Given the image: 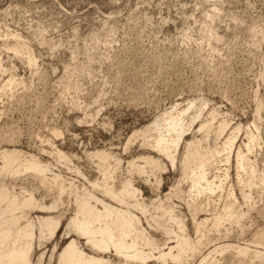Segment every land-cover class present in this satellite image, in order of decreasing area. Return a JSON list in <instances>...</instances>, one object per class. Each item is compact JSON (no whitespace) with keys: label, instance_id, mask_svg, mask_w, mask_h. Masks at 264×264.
<instances>
[{"label":"rangeland","instance_id":"1","mask_svg":"<svg viewBox=\"0 0 264 264\" xmlns=\"http://www.w3.org/2000/svg\"><path fill=\"white\" fill-rule=\"evenodd\" d=\"M0 69V153H20L0 175L3 263L16 250L59 264L74 243L103 264H136L74 226L106 204L132 221L115 233L144 264H264V0H0ZM170 113L189 128L174 165L153 130ZM187 144L207 161L189 175ZM30 159L43 172L26 170ZM184 239L181 263L157 260Z\"/></svg>","mask_w":264,"mask_h":264},{"label":"bare ground","instance_id":"2","mask_svg":"<svg viewBox=\"0 0 264 264\" xmlns=\"http://www.w3.org/2000/svg\"><path fill=\"white\" fill-rule=\"evenodd\" d=\"M21 43V42H20ZM20 48V47H19ZM18 47L14 49L16 54L20 53L23 54ZM29 51V50H27ZM26 51V52H27ZM25 52V53H26ZM28 62L30 65L35 64V60L32 57L30 51L28 53ZM1 70V69H0ZM12 84V83H11ZM10 84V85H11ZM205 126L201 127V130L204 129ZM158 133V137L152 136L150 131L145 132L143 134L146 138L148 137H155L156 141V148L159 150V153L163 154L166 158H168L171 163L174 165L176 163V155L178 149L180 148L182 142H184L186 133L189 131V128H186L184 114L177 113L173 114L170 113L167 117H165L161 122L155 124V128L153 129ZM152 131V130H151ZM255 139L252 138L251 142H254ZM230 145V154L232 153L231 150L233 148V143ZM248 146V145H247ZM247 151L249 152L250 147H246ZM187 155L184 158V166L183 172L189 175L190 171L193 167L197 170H203L207 167V161L202 159L200 155L197 153L196 148L193 145L187 144ZM174 150V152L172 151ZM19 152L17 151H9L5 150L0 153V160H3L4 165L0 168V175L4 176V174H8L11 170L13 165L17 161L20 160ZM237 160L241 169L244 168V161H246L245 154L239 150L236 153ZM147 164L152 166H157L156 162L153 160H148ZM26 167V170L35 171V172H43L40 163L35 159H30L22 164ZM49 168V166H47ZM206 180L205 172H200L199 174H195L193 178V189H197V192L200 193L197 187L201 185L203 181ZM46 180L43 179V182ZM51 182H55L53 179ZM208 183V187L210 191H213V185ZM112 196L116 195L117 192L113 190L108 191ZM133 192L132 188H128V193L131 194ZM32 202L31 199L27 200ZM84 214L85 218L83 221H79L78 219L73 220L74 226L82 233L83 236L87 237L88 241L93 244V246L99 249L102 252H115L118 255H124L127 260H130L133 263H146L149 258L142 252H139L137 249V244L135 242L127 243L125 239H117L114 224L119 222V227L121 228L122 235H126V230L132 227V221L127 219L123 213L118 210L112 209L111 207L103 204L101 209L98 210L94 207H89L80 211ZM228 218H232L233 214L229 213L227 215ZM87 219V221H85ZM223 220L222 217H216L215 222H213L214 227H218ZM95 222H107L105 224V228H96L92 226ZM210 220L205 219L202 220L201 225H205L209 223ZM48 224H55L56 226L59 223H56L53 219L45 221ZM54 234V231H52ZM97 236V238H96ZM187 239L179 241L176 247H172L169 253L161 254L157 260L160 261H167L173 260L178 263H181L183 256L186 254V249L182 247L183 244H187ZM1 243V241H0ZM177 253V254H176ZM21 261L23 264H27L28 258L26 251H19L12 250L6 255V263H3L0 259V264H17ZM59 264H103L101 260H97L95 258H87L83 252H81L74 243H71L62 253L60 256Z\"/></svg>","mask_w":264,"mask_h":264}]
</instances>
